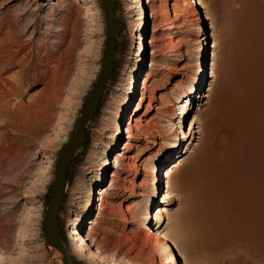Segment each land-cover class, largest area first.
<instances>
[{
	"label": "rangeland",
	"instance_id": "374dc122",
	"mask_svg": "<svg viewBox=\"0 0 264 264\" xmlns=\"http://www.w3.org/2000/svg\"><path fill=\"white\" fill-rule=\"evenodd\" d=\"M114 1L121 28L113 70L67 168L58 213L71 252L86 264H148L153 248L142 253L139 235L151 228L172 246L154 255L158 264H182L169 235L187 242L200 226L189 185L197 175L207 198L218 187L245 188L261 202L238 223L244 246L192 255V264H264V35L254 20L264 0ZM243 9L244 32L234 22ZM246 35L260 42L254 54ZM107 36L101 0H0V254L9 248L0 264H65L47 243L46 209ZM217 222L214 234L228 232Z\"/></svg>",
	"mask_w": 264,
	"mask_h": 264
},
{
	"label": "bare ground",
	"instance_id": "6f19581e",
	"mask_svg": "<svg viewBox=\"0 0 264 264\" xmlns=\"http://www.w3.org/2000/svg\"><path fill=\"white\" fill-rule=\"evenodd\" d=\"M190 3L201 4L202 1L201 0H188L187 4H190ZM140 5L142 6V4H140ZM141 9H142V15H143L144 14L143 7ZM175 10H176V8H175ZM191 12H196L195 6H193L191 8ZM259 13L260 14H256L254 20H258V22L260 24L259 35H264V4H263V7H262V9H261V11ZM196 15H197V13H196ZM247 15H248L247 14V10L243 9V10L239 11L238 13H236V15L234 16V22L236 23L238 28L243 30V32L246 30ZM151 16L154 17V13H152ZM140 28H141V26H140ZM248 31H251V30H248ZM255 34H258V33L255 32ZM247 37H248V35L245 36L244 41L247 42L248 52L251 50L250 54H254L256 52V50L258 48L257 46L259 45L260 42L256 38L254 39V37H252V39H251V36L249 38H247ZM137 39L140 40V43L144 41V37L139 36V35L137 36ZM142 48H143V45H141V47L137 51L138 53L136 55L138 57H140V55H141ZM47 65H49V63ZM49 67H51V65H49ZM53 67H54V65L52 66V68ZM47 78H48V76H47ZM131 86H133V84ZM130 91H131V89H130ZM144 99H145V96L142 97V103L144 102ZM142 106H143V104H141V103L138 105L137 109L135 110L136 114L139 112V110L142 108ZM135 121L138 122V120H135ZM135 126H136V124L133 125L132 122H130V130L131 131H133V128ZM118 133H119V131L116 129L114 132L110 133L109 137L110 138H116ZM66 140H67V138H66ZM102 170H103V167H100V169L96 170L97 175L94 174L93 178H96V180L99 179L100 176H101L100 172ZM98 175H99V177H98ZM226 180H228V178ZM189 185H190V188L194 191V195H195V198H196V203H195L196 207L195 208L198 209V214L200 215L202 221L200 223V226L197 228V230H195L192 234H190V236H188L187 242L182 241L183 238H181L182 239L181 240L179 238L181 236H176L177 234L175 236H173L172 234L169 235V236H171V239H172L173 243L175 242L176 247L179 249V251H180V253H181L182 257H183V263L182 264H192V261L190 259V257L192 255L198 256L199 258L203 257V258H207V259H209L210 257H216L218 255V253H219V250H220L219 247H221V248L225 247L224 250L227 247H228L229 250L230 249L233 250L234 248H236L237 245H241L242 243H243V246H244V244H245L244 241H245L246 238L243 239V237L246 234L244 235L243 231H241L240 226L238 225V223H242L241 220H244L246 217H248L249 214L257 213L256 210L253 207L255 205L257 206L261 202L258 199L259 197L252 198L251 196H248L247 191H244L245 188L243 189V191H238L239 189L235 190V189H228V188H225V187H218L217 195L213 196V198H207L205 196V194H204V188L205 187L203 188L202 180L197 175H190ZM243 187H245V186H243ZM168 197H169V195H168ZM100 200L101 201H105V198L104 197H100ZM99 210L103 211L104 207L101 206L99 208ZM123 211H124V216H126L125 214L127 213L126 212L127 210L124 208ZM263 215H264V213H263ZM190 218H191V220H193V215ZM248 219H249V217H248ZM248 219H246V220H248ZM58 220H59V218H58ZM253 220H255V219H253V217H252L251 221H253ZM215 221H218L217 223H219L221 221V223H223L224 226L227 225L228 232H226L225 234L221 233V235H220V233L218 231H216L219 234H217V235L214 234V232L212 231V229H213L212 226L214 225ZM248 221H250V220H248ZM193 222H194V220H193ZM262 222L263 221H261V223ZM59 225H60V223H59ZM70 225H71V223H69L67 225V228L71 230V226ZM216 225H218V224H216ZM216 225L214 226V228L216 227ZM242 226L243 225H241V227ZM60 230H61V227H60ZM220 230H222V228H220ZM71 231L74 234L77 235V237H75L74 239L79 240L81 243H85L86 239H85V237L83 235L84 231H82L81 229H78V230H74L73 229ZM262 231L264 232V230H262ZM246 232H247V229H246ZM255 232H253V233L255 234ZM61 234H62V231H61ZM258 236H259V234H258ZM261 237H263V236H261ZM13 238H11V240H13ZM129 238H130V236H129ZM139 238L141 239V241H144V244H143L142 249H141L144 252H142V253H145V250L150 248L151 246L153 248L152 252L145 253L146 262L148 264H158L157 259L155 258L154 255L156 253H159V249H162V246H164V247L165 246L172 247L171 244H169L167 241H165L163 237L158 236L157 234H155L154 231L151 230V228H149L147 230H144L142 232V234L139 235ZM153 241L156 243V244H154V246H153V243H154ZM257 242H259V241H257ZM252 243H253V245H256V244H254V242H252ZM6 245L7 244H5V246ZM81 245L82 244H80V246ZM257 245L260 246L261 244L259 243ZM8 246L10 247V245H8ZM134 246L135 245H133L132 248H134ZM85 248H87V247H85ZM8 249L9 248H7V250ZM2 250L4 251V249H2ZM102 250H103V248H102ZM130 250H132V249H130ZM6 251H4V254H0V256L2 258H5L4 260H6L7 259L6 257L9 256L8 251L7 252ZM81 251H84V250H80V252ZM222 252H223V250H222ZM94 253H93V255H94ZM129 257L133 261H134V259H136V257H132V256H129ZM103 258L106 259V257H103ZM172 258H173V256H172ZM116 264H117V262H116ZM170 264H173V263L170 262Z\"/></svg>",
	"mask_w": 264,
	"mask_h": 264
},
{
	"label": "water",
	"instance_id": "95a60500",
	"mask_svg": "<svg viewBox=\"0 0 264 264\" xmlns=\"http://www.w3.org/2000/svg\"><path fill=\"white\" fill-rule=\"evenodd\" d=\"M106 25L107 40L102 59V69L97 77L94 88L82 111L75 120L67 143L64 145L55 165L56 178L49 203L47 204L45 216V234L47 243L57 247L64 257L65 264H86L77 259L70 250L69 244L61 234L58 213L65 194L66 172L72 162L79 146L87 139L86 124L95 115L105 85L113 70V56L116 50L118 33L121 22L116 17V4L114 0H101Z\"/></svg>",
	"mask_w": 264,
	"mask_h": 264
}]
</instances>
